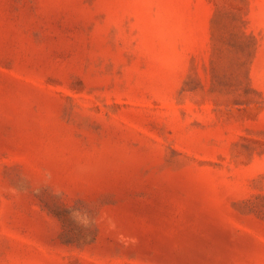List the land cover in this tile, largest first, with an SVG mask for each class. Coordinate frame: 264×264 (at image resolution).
I'll list each match as a JSON object with an SVG mask.
<instances>
[{
	"label": "rangeland",
	"instance_id": "obj_1",
	"mask_svg": "<svg viewBox=\"0 0 264 264\" xmlns=\"http://www.w3.org/2000/svg\"><path fill=\"white\" fill-rule=\"evenodd\" d=\"M0 264H264V0H0Z\"/></svg>",
	"mask_w": 264,
	"mask_h": 264
},
{
	"label": "clouds",
	"instance_id": "obj_2",
	"mask_svg": "<svg viewBox=\"0 0 264 264\" xmlns=\"http://www.w3.org/2000/svg\"><path fill=\"white\" fill-rule=\"evenodd\" d=\"M51 178V173H46V181H50ZM57 195H59V192H57ZM69 212L73 221L83 229H89L96 225V217L87 207H70Z\"/></svg>",
	"mask_w": 264,
	"mask_h": 264
}]
</instances>
